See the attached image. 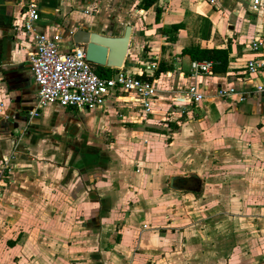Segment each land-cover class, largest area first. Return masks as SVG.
Returning a JSON list of instances; mask_svg holds the SVG:
<instances>
[{"label": "crops", "instance_id": "0c3cea01", "mask_svg": "<svg viewBox=\"0 0 264 264\" xmlns=\"http://www.w3.org/2000/svg\"><path fill=\"white\" fill-rule=\"evenodd\" d=\"M140 1L36 0V25L67 47L79 28L130 24L123 67L158 88L144 120L125 92L29 115L31 40L13 28L22 0H0V264H264V70L245 67L264 60L250 46L264 40V0ZM92 3L96 16L79 11ZM190 46L226 48V72L191 76ZM193 84L205 94L196 105L182 92ZM192 173L200 192L169 187Z\"/></svg>", "mask_w": 264, "mask_h": 264}, {"label": "built area", "instance_id": "2783aa9c", "mask_svg": "<svg viewBox=\"0 0 264 264\" xmlns=\"http://www.w3.org/2000/svg\"><path fill=\"white\" fill-rule=\"evenodd\" d=\"M262 0H253L252 9H256ZM39 11L34 0L22 3L19 21L14 22V30L20 28L31 40V48L27 52V61L32 71L34 83L37 86L36 102L29 115H37L39 110L50 104L63 107L99 108L103 107L110 95L127 93L133 107L136 108L137 117L148 119L152 113V102L158 93V88L152 80L141 78L142 73H134L127 68L114 69L108 76H100L96 71V64L86 59L85 45L72 42L69 32V45L64 47L61 34L49 36L37 28ZM251 49L259 53L264 46L262 37L251 41ZM214 62L207 59L192 60L190 74L198 76L212 73ZM246 70L257 73L264 70L263 59H250ZM193 104L204 100L205 94L197 84L183 89ZM235 88H219L220 95H229ZM255 92L264 94V83L255 86ZM241 99V97H240ZM8 165V159L3 166Z\"/></svg>", "mask_w": 264, "mask_h": 264}, {"label": "water", "instance_id": "95a60500", "mask_svg": "<svg viewBox=\"0 0 264 264\" xmlns=\"http://www.w3.org/2000/svg\"><path fill=\"white\" fill-rule=\"evenodd\" d=\"M132 27L125 25L121 35H106L102 32L79 28L70 37L72 42L85 45L86 59L90 62L113 69L124 66ZM202 181L194 173L188 176L169 177V187L177 191L200 192Z\"/></svg>", "mask_w": 264, "mask_h": 264}, {"label": "trees", "instance_id": "16d2710c", "mask_svg": "<svg viewBox=\"0 0 264 264\" xmlns=\"http://www.w3.org/2000/svg\"><path fill=\"white\" fill-rule=\"evenodd\" d=\"M153 3L154 0H141L137 6L138 8L141 9H147ZM160 14H161V7L157 6L155 12V21L159 20ZM179 27L180 25H172L173 29H178ZM182 53L189 55L192 60L207 59L213 61L214 62L212 69L213 73L223 74L226 72L228 60H229V56L226 48H216V47L208 48V47L190 46L183 48ZM161 69H163L162 65L158 67L154 75H156ZM96 71L98 75L108 77L113 73L114 69L106 66L96 65ZM139 77L151 80V76L145 74L139 75ZM168 125L171 126V128L177 127V123L172 121L171 122L169 121ZM8 244H11V241L8 242Z\"/></svg>", "mask_w": 264, "mask_h": 264}, {"label": "rangeland", "instance_id": "374dc122", "mask_svg": "<svg viewBox=\"0 0 264 264\" xmlns=\"http://www.w3.org/2000/svg\"><path fill=\"white\" fill-rule=\"evenodd\" d=\"M24 2H27V0H22V3H24ZM34 2L36 3V5H37V2H36V0H34ZM37 7H38V5H37ZM99 6H97V4H95V3H92L91 4V8H86V9H84V8H81V9H79V11H81V12H84V13H86V14H91V15H97V13H96V11H97V8H98ZM125 27V26H124ZM93 109L92 110H89L88 112H89V114H93ZM124 111V110H123ZM101 112H98L97 114L99 115ZM92 129V128H91ZM85 131H87V130H85ZM171 204H175L174 202H175V199L174 198H171ZM193 202L191 203V205L193 206ZM175 206H177V205H172V208H175Z\"/></svg>", "mask_w": 264, "mask_h": 264}]
</instances>
